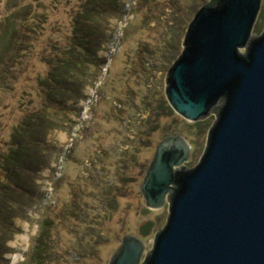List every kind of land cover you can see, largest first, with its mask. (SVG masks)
<instances>
[{"label": "rangeland", "instance_id": "1", "mask_svg": "<svg viewBox=\"0 0 264 264\" xmlns=\"http://www.w3.org/2000/svg\"><path fill=\"white\" fill-rule=\"evenodd\" d=\"M207 1L0 0V56L15 59L0 64V154L26 121L40 143L28 154L37 172L16 205L6 264L36 260L47 219L48 264H108L125 235L144 241V256L152 249L168 216L167 203L150 210L139 190L155 147L184 136L185 167H194L216 119L188 122L164 94L187 25ZM263 28L264 0L252 36Z\"/></svg>", "mask_w": 264, "mask_h": 264}, {"label": "water", "instance_id": "2", "mask_svg": "<svg viewBox=\"0 0 264 264\" xmlns=\"http://www.w3.org/2000/svg\"><path fill=\"white\" fill-rule=\"evenodd\" d=\"M261 1L209 0L189 21L164 94L188 122L216 119L194 167L184 136L156 145L139 190L150 210L168 204L166 223L145 256L144 241L125 235L108 264H264Z\"/></svg>", "mask_w": 264, "mask_h": 264}, {"label": "trees", "instance_id": "3", "mask_svg": "<svg viewBox=\"0 0 264 264\" xmlns=\"http://www.w3.org/2000/svg\"><path fill=\"white\" fill-rule=\"evenodd\" d=\"M7 45V48L16 46L15 38L13 37ZM77 49L83 55H86L83 46L73 48L75 51ZM73 50L69 52L71 56ZM0 57L2 66L14 64L15 59L12 56H7L8 58ZM72 64L76 65L75 62ZM6 72L7 70H2V73ZM12 139L8 151L0 154V264L7 263V259L4 257L8 252L5 244L15 233L12 218L18 214H15L16 205L30 191L33 181L32 176L37 172V169L33 168L32 164H29L28 154L32 149L40 146L38 139L31 133V124L28 121L21 123L14 129ZM43 224H47L48 227H43L37 237L36 248L38 251L37 256H35L36 260L32 261V264H48L49 261L54 260V258H51L52 260L49 259L51 255L49 246L52 242L49 235L51 221L47 219ZM152 228L153 224L151 222L142 226L141 237H148Z\"/></svg>", "mask_w": 264, "mask_h": 264}]
</instances>
